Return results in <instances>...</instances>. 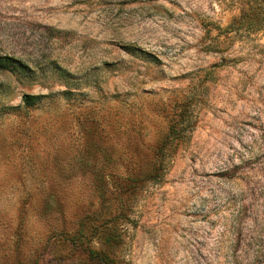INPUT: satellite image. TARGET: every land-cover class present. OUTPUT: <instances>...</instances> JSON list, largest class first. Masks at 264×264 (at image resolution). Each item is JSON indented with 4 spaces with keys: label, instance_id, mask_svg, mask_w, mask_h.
Returning a JSON list of instances; mask_svg holds the SVG:
<instances>
[{
    "label": "rangeland",
    "instance_id": "rangeland-1",
    "mask_svg": "<svg viewBox=\"0 0 264 264\" xmlns=\"http://www.w3.org/2000/svg\"><path fill=\"white\" fill-rule=\"evenodd\" d=\"M248 1L0 0V56L23 66L0 69V264H94L99 242L70 241L80 217L99 192L114 206L178 122L109 256L264 264V30L209 24Z\"/></svg>",
    "mask_w": 264,
    "mask_h": 264
},
{
    "label": "trees",
    "instance_id": "trees-1",
    "mask_svg": "<svg viewBox=\"0 0 264 264\" xmlns=\"http://www.w3.org/2000/svg\"><path fill=\"white\" fill-rule=\"evenodd\" d=\"M209 24H211L212 28L218 30L215 37L228 33L241 34L264 30V0H249L241 7L239 14L232 18L224 28L214 23ZM202 25L207 33L211 32V28H208L207 23H202ZM216 42L219 44V41ZM0 69L19 72L23 70V66L17 59L4 55L0 56ZM40 100L41 95L27 93L22 95V104L27 108L35 106ZM179 123L171 124L166 140L153 151V157H158V159L151 161L149 171L139 174L133 173L121 179L122 185L119 188V192L112 198L115 203L114 206H105L107 199L104 193L99 192L98 198L101 201L102 210L88 211L80 217L77 223L78 228L71 235L70 241L78 246H83V242L96 241L100 243V246L83 247L84 249L82 250L87 260H92L94 264H126L120 255L111 258L108 251L114 246L124 244L122 223L129 221L127 213L139 190L146 183L160 180L168 156L172 150L178 149L180 147L179 144L186 139L185 130L187 125L183 126L179 125ZM173 140L176 141L174 144L172 143L174 142ZM169 149L170 152L168 151ZM166 150L167 154L165 153ZM115 178L118 180L117 177ZM119 184L118 182L117 185ZM90 220L96 221L95 224L87 225L86 221Z\"/></svg>",
    "mask_w": 264,
    "mask_h": 264
}]
</instances>
